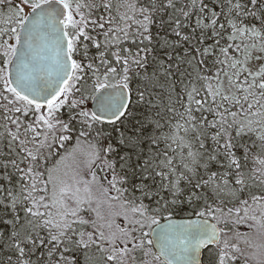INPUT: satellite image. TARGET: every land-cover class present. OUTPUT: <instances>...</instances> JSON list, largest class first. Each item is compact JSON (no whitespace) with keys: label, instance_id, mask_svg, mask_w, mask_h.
I'll use <instances>...</instances> for the list:
<instances>
[{"label":"snow or ice","instance_id":"obj_1","mask_svg":"<svg viewBox=\"0 0 264 264\" xmlns=\"http://www.w3.org/2000/svg\"><path fill=\"white\" fill-rule=\"evenodd\" d=\"M114 7L112 0H0V223L11 228L0 232V264H78L68 256L82 250L95 264H201L210 245L215 264H264V191L251 190L264 188V63H252L264 60L254 56L264 54V0H220L219 15L209 0L199 7L191 0L178 15L169 13L179 7L173 0L129 3L115 16ZM161 8L168 20L161 16L160 26L178 39L165 40L163 54L149 61L142 53L155 52L151 29ZM194 36L213 44L193 48ZM121 37L136 51L121 47ZM209 59L214 74L204 73ZM89 99L94 110L85 107ZM142 106L138 135L122 138L124 147L110 136L102 142L97 125L115 130ZM88 137V171L59 175L61 150ZM94 185L118 205L126 227L106 231L88 216ZM185 205L197 219L172 222ZM242 220L262 240L244 241L252 251L239 232L222 240Z\"/></svg>","mask_w":264,"mask_h":264},{"label":"trees","instance_id":"obj_2","mask_svg":"<svg viewBox=\"0 0 264 264\" xmlns=\"http://www.w3.org/2000/svg\"><path fill=\"white\" fill-rule=\"evenodd\" d=\"M90 2V0H89ZM149 2V0H112L113 5L115 6L113 9V15H119L120 13H122V11H128V9L126 8V5L129 3H140V4H147ZM154 2L157 4V6L159 7L160 3H167L168 0H154ZM225 3H227V0H224ZM96 3L99 4L100 0H96ZM173 3L179 5L178 8L176 9H170L169 13H175L176 15L179 14L180 9L183 8L186 4H190L191 0H173ZM200 4V0H197V7H199ZM220 0H209V8L211 9L213 5H215V10L217 11V14L219 15L220 13ZM116 8H119V12L116 11ZM189 11H191V8L188 9ZM4 12H7V9L3 10ZM225 11H227V9H225ZM102 15L104 16L105 22L107 21V17H108V13L104 12L102 13ZM132 15V12L131 14ZM163 16L164 20L167 21L168 20V15H166L163 11V9L161 8L160 11L157 13V23L152 26L151 32H152V36H153V43L152 45H149L150 49H155V52L153 51H149L148 53H142V55H146L149 59V61L153 60L154 57L158 58V55H162L163 54V42L166 40V37H169L167 39L169 45H171L174 41H176L178 38H176L174 35L171 34V29H166L160 26L159 23V18ZM95 18V17H93ZM221 22H224V17H221ZM129 23H131V29L130 32L134 33L136 30L137 25L131 21H129ZM123 26V25H121ZM195 27V18H193V22L192 25L187 29V31L189 33L192 32V29ZM98 31H100L101 33L103 32V30L98 29ZM201 33L199 31L196 32V36H199ZM227 35V34H225ZM99 40L100 42L103 44L104 43V36L101 34L99 36ZM120 44L121 47H131L132 51L135 52L136 51V47L135 45L131 44V39H125L124 37H121V41L118 42ZM191 43H195V44H191V47L195 48L197 46L203 48V47H207L209 45H207V43H209L210 45L213 44V39L205 36L204 42L203 44H197V40L195 38V36L193 37ZM145 44H147V42H145ZM143 47V46H142ZM185 47H188V45H185ZM93 51H95V49H93ZM199 58V57H197ZM193 63H195L193 61ZM211 64H212V60L209 59L208 60V67L204 69V73L207 74L209 69L211 70V72L214 74L215 71L217 70L216 68H211ZM220 66L217 65V68H219ZM193 81L195 82V77H193ZM215 81H213L214 83ZM187 83V81H186ZM134 87H139V85H134ZM197 87H199V84H197ZM135 95V94H134ZM147 99V97H146ZM90 100V99H89ZM89 100L86 102L85 107H88V103ZM176 100V96L173 93L172 94V98H171V102L174 103ZM157 104H160V97L157 96L156 97V101ZM169 101L167 100V97L165 98V103H168ZM177 108H179V105H176ZM193 108L196 107V105L193 103L192 105ZM146 106H142L140 108V110L135 112V117L136 119H131V121L129 122L128 120H126L124 122L123 125L120 124L119 121H117L116 125H115V130H114V126L113 125H109V124H104L103 125H97L96 128L98 130L101 131V139L102 142L104 140H107L108 137H111V140L109 142H112L116 145H120V140L123 139H129V138H133L134 134L138 135L139 134V125H140V121L144 119V114L146 112ZM161 111H163V107H161ZM197 116L200 115V113H196ZM204 115L209 116V119H211V115L209 113H204ZM229 119H231V117H229ZM135 125V127H134ZM96 134L95 132L92 133V136L94 137ZM253 139H255V135H253L252 137ZM92 137H88L87 139H82V142L85 143L87 145V147L89 148L90 144H89V140H91ZM245 139L247 140L248 137H245ZM94 142V141H93ZM76 146V141L72 140L69 142L68 144V152L65 153L63 150H61V155H66L68 156L69 153L71 152V149H73ZM120 147H124V145H120ZM4 150V146L2 144H0V151ZM137 151H139V149H137ZM79 156L81 158V160L83 159V156L79 153ZM58 159V157H57ZM133 161H135L137 159V157L135 155H133L132 157ZM100 175H102V173H100ZM0 178H2V170H0ZM105 185L107 184V181L104 182ZM251 183V182H250ZM252 189H261L260 191H254L256 192V194H259L261 191H264V188H261L258 184L257 185H253ZM112 195H115V193L113 192ZM245 195L247 196V194L245 193ZM101 203L103 204L100 208L96 207L95 205H93L94 207V211H92L90 213V217L92 220H94L97 224H104L105 225V230H108V225L111 224L112 227L114 229H118L120 227H126L125 225V221H124V217L122 215L121 210L119 209L118 205L115 204V202L112 203V206H109V202L103 197V195H101L100 198ZM4 213L0 212V217H3ZM195 216L192 212V210L190 208H188L186 205L183 206L182 209L177 210L175 213L172 214V217H178V218H186V217H193ZM87 218V217H86ZM233 219H236L235 216H233ZM251 221H241L238 224H229L228 227L232 228L233 231L230 232L228 234V236H223V239H228L231 240L235 237L236 232H238L241 228H246L249 227V225L251 224ZM223 227L224 225L221 224ZM89 230H91L90 226ZM10 231V225H5L3 223H0V232H5V231ZM262 243V242H261ZM260 243H258L259 245ZM211 251H209V249L204 251V255H203V261L204 264H215L216 260H217V256H216V252H217V247H211L210 248ZM83 253V254H82ZM90 252L84 253V251L82 250L79 253H75V254H69L68 259L70 262L74 261V262H78L79 264V259L85 258L86 256L90 255ZM0 260H6V257L4 256L3 253H0Z\"/></svg>","mask_w":264,"mask_h":264},{"label":"rangeland","instance_id":"obj_3","mask_svg":"<svg viewBox=\"0 0 264 264\" xmlns=\"http://www.w3.org/2000/svg\"><path fill=\"white\" fill-rule=\"evenodd\" d=\"M125 12L122 11V13ZM131 14V11H129V15ZM123 25V24H122ZM125 26V25H123ZM169 37H166V40ZM191 44H195V43H191ZM207 45H210L209 43H207ZM256 55H264L261 53H254V56ZM253 65L259 64V63H264V60H253L252 61ZM221 79L224 80V86L225 88L229 87L228 83H227V78L221 76ZM103 125L104 124H100ZM96 134V133H95ZM76 151L73 152V149H71V152L69 153L68 156H66V159H64L63 161H61L59 163V167H58V174L64 177H71L74 176L77 172H79L81 175H83L84 173H86L88 171V161L91 159V147L89 146V148L87 147V145L83 142L80 143V145L77 147L75 146ZM79 153L83 156V159L81 160ZM59 161V157L57 159ZM88 179H91V176H88ZM94 204L96 207L100 208L103 204L100 201L101 198V193H99L98 191H95L96 186L94 185ZM253 192L254 191H260L261 189H251ZM247 194V192H246ZM91 213V212H90ZM90 213H88V216H91ZM257 242L261 243L262 240L261 238L257 237ZM85 253V252H84ZM83 254V253H82ZM81 259L82 257L79 259V264H81Z\"/></svg>","mask_w":264,"mask_h":264},{"label":"flooded vegetation","instance_id":"obj_4","mask_svg":"<svg viewBox=\"0 0 264 264\" xmlns=\"http://www.w3.org/2000/svg\"><path fill=\"white\" fill-rule=\"evenodd\" d=\"M239 232V231H238ZM259 235L257 234L256 229L254 228L253 236L251 239V242L256 244V239ZM230 242L233 241V239L229 240ZM253 249L248 248V251H252ZM90 255L86 256L85 258L81 259V264H95V258L92 257V253H89ZM139 255V254H138Z\"/></svg>","mask_w":264,"mask_h":264},{"label":"water","instance_id":"obj_5","mask_svg":"<svg viewBox=\"0 0 264 264\" xmlns=\"http://www.w3.org/2000/svg\"><path fill=\"white\" fill-rule=\"evenodd\" d=\"M90 106H91V109H92V110L95 109V102H94L93 100H92ZM172 222H174V223H183L184 221H180V220H172ZM167 223H168V221L165 222V223H163V224H167ZM202 250H203V249H202Z\"/></svg>","mask_w":264,"mask_h":264}]
</instances>
